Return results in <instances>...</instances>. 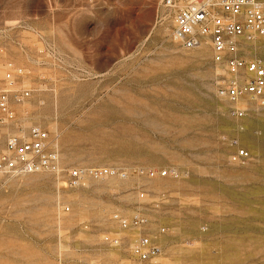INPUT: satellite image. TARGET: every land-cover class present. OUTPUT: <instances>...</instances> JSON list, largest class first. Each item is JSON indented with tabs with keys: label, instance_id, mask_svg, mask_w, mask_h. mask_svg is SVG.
Returning <instances> with one entry per match:
<instances>
[{
	"label": "rangeland",
	"instance_id": "obj_1",
	"mask_svg": "<svg viewBox=\"0 0 264 264\" xmlns=\"http://www.w3.org/2000/svg\"><path fill=\"white\" fill-rule=\"evenodd\" d=\"M173 13L161 0H0V152L39 125L57 157L0 171V264H140L141 235L161 249L151 264H264V94H221L232 73L209 41L175 40ZM235 40L264 64V34ZM71 168L85 169L77 184Z\"/></svg>",
	"mask_w": 264,
	"mask_h": 264
},
{
	"label": "built area",
	"instance_id": "obj_2",
	"mask_svg": "<svg viewBox=\"0 0 264 264\" xmlns=\"http://www.w3.org/2000/svg\"><path fill=\"white\" fill-rule=\"evenodd\" d=\"M161 3L174 9L171 34L175 40L187 48H193L203 40L209 41L214 60L224 63L232 73V76L223 80L219 89L221 94L232 101H237L244 93L255 96L264 94V64L260 58L246 59L239 56L235 40L237 36L250 38L264 34V0H188L181 6H177L175 0H161ZM21 71V67L13 65L3 78L12 81ZM26 94L27 91H21L18 96ZM0 109L5 114L12 113L9 90L5 87H0ZM231 112L241 116L243 109L236 107ZM7 139L6 148L0 152V171L14 175L40 169H57L56 154L47 148L48 132L39 125H32L25 135H12ZM247 153V149L239 148L236 156L244 157ZM83 170L85 169H68L71 184H77ZM87 171L98 177L113 170L97 166L90 167ZM165 172L163 170L162 174ZM113 218L123 227L144 221L137 214L126 219L115 213ZM106 238L114 244L118 242L117 238ZM131 250L140 264H151L161 251L148 235H141L136 239Z\"/></svg>",
	"mask_w": 264,
	"mask_h": 264
}]
</instances>
